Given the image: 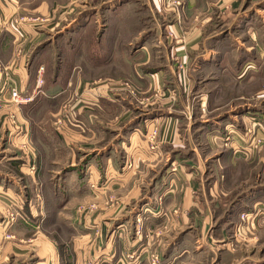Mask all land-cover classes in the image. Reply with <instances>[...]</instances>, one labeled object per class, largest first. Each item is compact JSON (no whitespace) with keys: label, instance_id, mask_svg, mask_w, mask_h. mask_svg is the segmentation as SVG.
I'll use <instances>...</instances> for the list:
<instances>
[{"label":"crops","instance_id":"crops-1","mask_svg":"<svg viewBox=\"0 0 264 264\" xmlns=\"http://www.w3.org/2000/svg\"><path fill=\"white\" fill-rule=\"evenodd\" d=\"M135 1L110 0L100 9L108 18L110 13L133 9ZM182 1L179 13L160 12L161 20L155 18L158 29L140 36L130 54L141 61L129 77L139 92L152 98L142 109L143 115L131 116L136 107L123 96L106 87L89 86L98 71L112 65L104 60L114 61V47L110 54L98 51L101 32L99 39L93 38V51L87 52L84 63L92 78H82L79 68L72 75L73 66H68L57 69L50 83L43 81V95L59 103L77 93L72 111L68 110L73 118L65 116L63 131L57 126L52 131L40 123L31 125L26 132L38 146L36 162L16 151L0 150V264L15 256L23 258L27 252L32 257L18 260L19 264H64L55 241L44 230L55 212L69 216L64 232L69 243L64 251L71 264L93 260L150 264L152 255L159 257L160 264H264V255H256L264 253L260 246L264 244V214L256 211L264 208V185H249L247 173L258 162L245 133L255 125L250 116L264 115V99L245 100L259 92L257 82L264 80V0ZM45 2L17 0L26 10H42ZM11 4L0 0V11L10 12ZM143 5L144 11L153 13ZM87 12L90 18L81 15L69 25L75 33L87 32V21L93 16L95 22L101 11ZM22 28L30 40L33 31ZM124 28L122 22L116 35L122 37ZM166 30L172 31L175 41L165 37ZM5 34L9 38L6 43L0 40V48L17 39L14 30ZM80 40L65 44L70 56L80 55ZM44 57L34 53L28 67L22 62L8 67L22 95L36 92L35 78ZM120 60L129 67L123 53ZM184 63L185 79L177 69ZM0 83V100L9 102L2 74ZM171 93L177 97L175 104L168 101ZM152 94L163 99L155 100ZM191 100L192 113L188 111ZM227 101L235 104L228 107ZM151 128L158 135L150 149L145 136ZM22 134L15 140H22ZM238 173L242 185L238 187L245 190L221 210L219 200L227 197ZM109 194H118L111 202L115 206L86 215L78 210L92 200L107 201ZM253 213L258 217L252 229H247V243L231 248L229 238L241 214ZM6 235H13L14 240Z\"/></svg>","mask_w":264,"mask_h":264},{"label":"rangeland","instance_id":"rangeland-1","mask_svg":"<svg viewBox=\"0 0 264 264\" xmlns=\"http://www.w3.org/2000/svg\"><path fill=\"white\" fill-rule=\"evenodd\" d=\"M10 1L12 3L11 5L13 6L11 8V11H7V13L5 12L6 14L0 11V26H2L3 30L0 34V36H2L3 34L0 40L3 39L6 43V39L9 38L7 37L9 36V34L5 33H9L11 30H14L15 34L17 35V39L16 41L12 42V44H7L6 46H2L0 48V70H8V67L11 64L14 66H18L21 62L28 67L30 58L34 53H42L45 56V60L41 63L40 67H38L37 77L35 78V86L38 88H36V92H33V95L32 91L29 93L26 92L24 95H22L21 91L16 86L23 98L25 97L32 99L29 103H25L22 106H15V104L11 102L10 99L9 102L7 101L5 103L0 100V150H13L17 153L19 152L20 157H23L25 159L27 158V160H29V157H31V159L34 158L33 162H36L37 155H39L36 152V148L38 149V146L32 143L30 137L26 136L24 133L22 134L23 139L20 141H16L12 135V131L18 128L22 132H28L31 125L39 123L47 126L48 130L50 129L53 131V129L57 126L60 127V129L63 131V129L65 128L63 126L65 116L69 119L73 118L71 107L72 103L76 99L77 93L74 92V95L70 94L69 97L65 98L64 101H61V103H59L55 100L48 99L45 97L46 95H43V81L45 80L47 83H50L57 69L64 67V69H66V67L68 66H73L72 71L74 72H72V75L77 71L76 68H79L82 69V78L86 80L92 78V76H90L89 73L85 70L84 63L88 61V53L90 51H93V38L99 39L100 32L101 36L103 37L101 38V43H99L98 51L102 54H110L112 52V47H114V61L110 62L108 58L104 60V62L106 61L108 65L112 64L113 66L110 65L108 66V68H104L98 71L97 79L94 80L92 78L91 83L89 82V86H92L94 88L106 87L107 91L123 96L129 102H131L133 107H136V110L132 111L131 116L138 117L143 115L142 109H146L145 106L148 105L152 98H150V96L143 95L142 92H139V87H137L133 83V80H131V78L129 77V73L132 75V71L133 69H135L134 66L136 67L138 61H141L138 59L136 61V59H133V56L130 54L137 47L135 43L140 38V36L145 35V32H148L149 30H151V32H154L155 29H158L155 26V18L158 22L159 20H161H158V15H160V12L167 9L171 10V13H173V10L176 13H179V8L183 5L182 0H150V2H148V0H136V5L133 9H129L126 12L123 11L115 15L112 14V16L110 13V16L108 18L106 17V13L103 14L104 12L100 8L101 6H104V3L109 2L110 0H45L46 6H44L42 10H37L36 8H34V10H26L23 7L21 8L20 5L17 4V0ZM114 1H123V4H125L126 0ZM126 3L128 4V2ZM137 3L142 5H137ZM144 3L152 8L153 13H151V11L146 12L143 8H141L144 6ZM94 8L101 11L98 15L96 14V23L93 22L95 19L92 16V21H87V26L90 29L87 30V32L82 31L75 33V30H73L72 27L75 21H78L81 15H88L90 18L91 14L87 11ZM119 8H121V5L118 6L117 9ZM71 22L73 23L69 27ZM122 22L125 25V32L121 37L119 35H116V32H118L122 27ZM22 26L29 27V31H33L31 35H33L34 38L31 37L30 40H26V38L29 37L28 34L26 35V33L23 31ZM64 34L65 40L63 39L64 37L62 38ZM117 36L121 37V39L118 44H115L114 42ZM165 37L173 39L175 41V36L172 31L170 32L166 30ZM78 38H81L78 46L80 55L70 56V51L67 50L68 48L65 44L68 42H72V40L74 39H77L78 41ZM129 42L131 43V45L128 44ZM121 53H123V56L125 57V62H129V67L126 65L123 66V64L121 63ZM261 53L264 54V50H262ZM177 69L181 70V74H184V79L185 77L187 78V63H184V66H180L178 64ZM14 75L12 76V78L16 83V78H14ZM38 76L40 78L39 83L37 82ZM0 85L3 86V83H0ZM257 87L259 92L257 94H254L251 98L245 100L254 99L252 100L253 102H256L257 100L258 102H260V100L264 99V80H258ZM1 95H3V93H0V96ZM152 96L155 100H159V98L163 99V96H159V94H152ZM168 97V101L171 104H175V102H177V97L175 94H173V97ZM240 100L245 101L243 99ZM192 101L194 100H191V103H188V111L190 113H192L193 111ZM224 101L225 98L223 99V102ZM234 104L235 102L232 101H227L226 103L228 107ZM69 107L71 108L70 112L68 111ZM259 117H262V114L259 115ZM254 122L256 123L257 121L254 120ZM253 127L254 126H251L250 128ZM116 128H119V126H116ZM248 129L245 132L247 138L249 137V133L247 134ZM157 135L158 132L156 128H151L149 130V132L145 136L149 147L150 145L155 144L154 142ZM260 140L261 141L258 145H249V148H251V150L255 152L258 162V166L253 165L252 171L247 173V177L251 178V184H249L251 185V187L255 185H264V153H262L264 152V138H260ZM48 159L50 160L51 158L48 157ZM242 168L244 169L243 165L241 166V169ZM245 168L247 170L250 169L249 166H246ZM2 170L7 171V169L4 168ZM151 175L146 176V179L148 181L150 180ZM236 176L238 177V179H236V177L235 182L232 181V183L230 184V189L226 194L227 197H222L223 200H219V209L221 208V210L224 209V204L225 209H227L231 205V201L234 200V202H236L239 198V194L245 190L240 188L242 187V185L239 183V173ZM238 184L240 185V187H238ZM117 196L118 194H109L107 195V201L105 200L104 202H94L93 200V202L87 201L88 203H86L85 205L83 204L84 206L78 207V210L82 212V215H86V213H88L90 210L94 211L97 209V211H101L103 207L108 208L115 206L111 204V202L117 200ZM256 211L259 212V214H264V208H262L261 210L257 208ZM219 213L220 211H217V214ZM246 215L247 216L245 217V220L240 219L239 224L235 227L232 236L229 238L232 242L231 248H234L237 243H247V229H252L251 226L254 225V221L256 219L252 220L248 217V214ZM68 218V214H59L58 212L51 213L48 218L49 221L47 222V226L44 229L47 232V235L55 241L57 251L59 252V258L61 260V263L64 264H71V258L68 251H64L65 248H67L66 244L69 243V237H66L64 234L66 229V220L69 221ZM5 238L14 240L13 235H6ZM260 246H264V244H260ZM27 254L29 255H25V257H23L24 259L32 257L29 252H27ZM121 255H123L125 260V252ZM256 255H264V253H257ZM116 256H119V253H117ZM23 258L21 256H15L13 258H10L9 261L2 264H19L18 260H24Z\"/></svg>","mask_w":264,"mask_h":264},{"label":"built area","instance_id":"built-area-1","mask_svg":"<svg viewBox=\"0 0 264 264\" xmlns=\"http://www.w3.org/2000/svg\"><path fill=\"white\" fill-rule=\"evenodd\" d=\"M2 26H0V34L2 32ZM247 69V68H246ZM2 74V78L3 81L5 82L4 84H6L7 89H8V95H9V99L11 102H13L15 104V106H21L25 103H29L32 99L31 98H23L20 94V92L18 91L17 87H16V83L14 81V79L12 78V74L7 70V69H3L0 70V75ZM39 75V72H38ZM37 82H40V78L38 76V80ZM38 85V84H37ZM38 88V87H37ZM171 97H173V94L170 95ZM253 120H256L257 122L255 123L253 128L248 129L247 134L249 133V138H250V144L251 145H258L260 143V138H264V115H262V117H256V116H250ZM20 133H22V131L18 128L14 129L12 131V135L14 138H16V136H18ZM26 136H27V132L24 131L23 132ZM154 134V132H153ZM259 135V137H258ZM154 145H151L149 148H153ZM131 167V164H128V167ZM10 216V220L14 221V217L12 214H9ZM247 215L246 214H241L240 219L241 220H245V217ZM248 217H251L252 220H255L258 216L256 214L253 213V215H249ZM251 226V225H249ZM252 227V226H251ZM87 264H102L101 260H93L91 262H88ZM150 264H160L159 258L156 255H152L150 258Z\"/></svg>","mask_w":264,"mask_h":264}]
</instances>
